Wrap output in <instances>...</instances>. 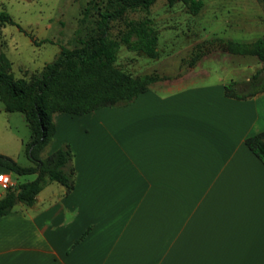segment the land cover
<instances>
[{
  "label": "crops",
  "instance_id": "crops-1",
  "mask_svg": "<svg viewBox=\"0 0 264 264\" xmlns=\"http://www.w3.org/2000/svg\"><path fill=\"white\" fill-rule=\"evenodd\" d=\"M209 74L52 113L48 150L68 144L72 188L50 181L0 216V264H264V164L244 144L264 130V92L226 97ZM12 113L0 106V154L17 163Z\"/></svg>",
  "mask_w": 264,
  "mask_h": 264
},
{
  "label": "rangeland",
  "instance_id": "rangeland-1",
  "mask_svg": "<svg viewBox=\"0 0 264 264\" xmlns=\"http://www.w3.org/2000/svg\"><path fill=\"white\" fill-rule=\"evenodd\" d=\"M117 1L0 0V11L6 12L13 21V24H0V53L9 60L11 75L26 80L37 75L45 63L54 59L59 46L72 48L78 46L81 39L95 34L98 12L111 9ZM201 1L196 14H190L186 4L179 0L171 5L167 0H154L146 10H126L111 21L108 32L115 40L126 29L128 21L146 17L157 33L156 58L128 51L120 43L115 66L133 76L156 75L155 81L173 82L183 81L184 76L203 70L210 72L209 81L221 78L225 79V84L245 81L257 73L263 86L264 66L258 57L228 53L220 49L216 40L251 43L264 38V0ZM12 114L8 120L10 127L19 137L28 139L22 113ZM49 144L40 154L41 158L50 153ZM17 163L27 165L28 161L20 155ZM32 178L33 175L16 177L18 182Z\"/></svg>",
  "mask_w": 264,
  "mask_h": 264
},
{
  "label": "trees",
  "instance_id": "trees-1",
  "mask_svg": "<svg viewBox=\"0 0 264 264\" xmlns=\"http://www.w3.org/2000/svg\"><path fill=\"white\" fill-rule=\"evenodd\" d=\"M154 0H118L116 6L98 12L97 32L67 48L59 46L54 59L45 63L31 79L14 78L9 72L10 62L0 53V102L5 111L20 112L24 116L29 138L23 145L28 165H19L0 154V166L15 176L33 175L30 180L16 182L0 196V216L10 212L16 203L31 205L36 194L50 181L72 188L74 170L72 152L68 144H60L41 158L55 131L52 113L85 114L102 107H121L130 104L138 94L148 89L156 75H131L118 69L114 62L119 44L128 51L156 58L157 33L149 18L128 21L126 29L115 40L110 37V22L126 10H146ZM177 0H167L171 5ZM190 14H196L201 0H179ZM0 24H13L9 15L0 11ZM220 49L231 54L254 55L264 66V38L251 43L217 39ZM257 73L242 82L229 81L223 85L226 97L249 98L264 92ZM245 146L264 164V130L247 136Z\"/></svg>",
  "mask_w": 264,
  "mask_h": 264
},
{
  "label": "built area",
  "instance_id": "built-area-1",
  "mask_svg": "<svg viewBox=\"0 0 264 264\" xmlns=\"http://www.w3.org/2000/svg\"><path fill=\"white\" fill-rule=\"evenodd\" d=\"M13 185H14V183L11 179L10 174L5 173V172L0 173V188L1 189L4 190V189L9 188Z\"/></svg>",
  "mask_w": 264,
  "mask_h": 264
}]
</instances>
